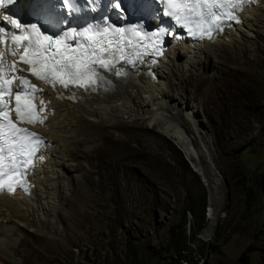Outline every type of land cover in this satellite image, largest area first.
I'll use <instances>...</instances> for the list:
<instances>
[{"label":"rangeland","instance_id":"374dc122","mask_svg":"<svg viewBox=\"0 0 264 264\" xmlns=\"http://www.w3.org/2000/svg\"><path fill=\"white\" fill-rule=\"evenodd\" d=\"M260 56L262 84L250 80L255 68L251 74L233 68L242 66L233 58L217 82L224 94L198 77L180 83L215 143L222 171L218 190L203 182L173 141L154 130L126 129L130 146L148 153L129 170L125 160L100 163L98 153L75 158L54 227H39V264H264V48ZM214 213L218 223L209 239L203 231ZM31 242L28 236L21 254L31 252Z\"/></svg>","mask_w":264,"mask_h":264},{"label":"bare ground","instance_id":"6f19581e","mask_svg":"<svg viewBox=\"0 0 264 264\" xmlns=\"http://www.w3.org/2000/svg\"><path fill=\"white\" fill-rule=\"evenodd\" d=\"M239 15L238 21L211 38L170 39L154 61L143 58L133 64H116L115 71H109L115 82L110 92L40 84L43 91L38 100L44 101L40 106L46 119L35 128L47 136L49 142L41 149L39 157L43 156V159L38 157L30 173L28 191L0 192V262L39 264V227L45 222L54 227V217L61 211L57 202L68 193L70 177L67 174L75 165V158L94 157L98 153L96 157L100 163L113 165L125 160L129 170L139 157L148 153L147 149L136 151L130 146L131 136L123 134L126 129L131 134L142 133L143 128L154 130L158 137L173 141L193 165L194 171L203 177V182L219 189L222 171L214 154L215 143L201 119L199 107L185 100V87L180 83L198 77L204 85L205 82L209 85V90L211 87V91L214 89L217 95H221L225 92L217 82L222 80L224 72H228L225 66L230 58L240 60L242 66L233 67L240 73L251 74V68L257 70L263 63L260 55L264 48V0H250ZM5 56L11 63L12 58L7 52ZM117 66L121 70H116ZM20 67L25 68L22 64ZM116 71L121 74L117 75ZM255 72L251 78L249 76L250 80L262 84L263 78L259 77L262 72ZM230 111L233 113V108ZM83 147L86 148L83 150ZM114 150L121 151L122 156H115ZM81 165L85 166V163L81 162ZM125 179L128 180L129 175ZM217 223L218 215L214 213L203 231L206 238L210 239ZM28 236L33 237L29 244L31 252L21 254L20 247ZM59 249L50 248L52 253Z\"/></svg>","mask_w":264,"mask_h":264},{"label":"snow or ice","instance_id":"6c2138e0","mask_svg":"<svg viewBox=\"0 0 264 264\" xmlns=\"http://www.w3.org/2000/svg\"><path fill=\"white\" fill-rule=\"evenodd\" d=\"M120 2L106 0V7L119 13ZM248 2L159 0L163 16L189 35L200 38H211L212 32L222 31L227 21H238L237 10ZM9 3L13 0H0V9ZM62 5L69 14L81 12L79 0H62ZM95 5L96 0L83 3L89 12L96 11ZM84 19L80 30L71 28L50 35L35 24L25 26L8 15H0V23L4 25L0 27V191L14 192L16 186L26 182V172L34 166L36 154L44 144L38 133L18 127L23 123H44V109L36 111L34 104L36 93L43 90L16 73L29 72L53 87L71 85L91 91L104 80L101 70L115 71L121 60L135 63V59L145 54H162L159 44L164 31L150 33L141 25L115 27L106 18H102V23ZM5 52L12 58L11 63ZM21 64L28 67H20ZM39 103L43 105L44 101Z\"/></svg>","mask_w":264,"mask_h":264}]
</instances>
